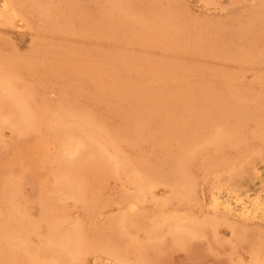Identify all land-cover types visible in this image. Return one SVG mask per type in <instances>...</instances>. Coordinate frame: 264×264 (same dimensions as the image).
Masks as SVG:
<instances>
[{
	"label": "rangeland",
	"instance_id": "rangeland-1",
	"mask_svg": "<svg viewBox=\"0 0 264 264\" xmlns=\"http://www.w3.org/2000/svg\"><path fill=\"white\" fill-rule=\"evenodd\" d=\"M11 1L13 2L10 3L9 8H17L16 13L15 8H11L14 11L9 10V12H14V16L18 12L19 15L17 18L14 17V23L7 21L9 24L6 21L4 23V19L2 21L0 18V74L5 73V70L8 73L9 68L12 69L8 74L16 91L21 94L26 93V106L31 108L33 118L27 121L28 123L23 122L24 124L20 120L21 125H19L20 118L16 115L15 107L9 106L7 101H4L6 105L4 102L0 103V228L8 227L10 220L20 216L19 214L24 220L27 218L26 221L29 220V224L26 226V233L21 234L25 235L23 238L25 245L21 240V247L26 246V249L29 247V252L20 249L22 254L16 258L14 256L12 261L9 256H7L9 260L4 256L5 252L13 250L15 239L21 237L19 233L17 236L14 229L8 227L4 230L5 237H1L3 242L0 240V243L2 242L0 264H58L57 256L48 258L45 251L43 256L42 249H38L45 243L49 230V219L46 220L44 212L50 215V218L57 220L62 227H69L76 220V223H79L84 241L88 246L84 244L86 249L82 247L71 255L72 258L76 256L72 264H77V261L78 264H116V260L112 259L113 254L111 259H108L107 255L110 258V253L117 251L116 257L120 261L116 258L119 262L117 264L123 261L127 264L133 259L136 261H133V264H144V261L146 264H254L251 261H254L255 253L263 262L264 2L262 1L264 0H206L208 4L204 0L202 2L201 0H124V2L121 0L120 8H128V11L125 10L127 15L134 12L129 16H133L130 20L126 14H123L126 16L123 19L124 11L119 12L120 14L117 12L118 5L110 6L109 1L112 3L113 0H32L31 3L28 0ZM116 2L117 0L115 4ZM110 7L115 9L110 10ZM55 9L56 12H54ZM140 16L141 18L144 16L142 20ZM149 22L152 25H149ZM214 27L218 28L214 29ZM227 106L228 111L231 112L230 119L220 115L217 110ZM200 115L202 117L197 120L195 116ZM57 117L71 120L80 117L83 121L91 122L89 124L96 127V130L98 128V132L102 134L101 142L97 143V139H90L91 145L95 146L97 143L96 147L101 149L108 147V154L115 151V156L120 153L119 158H126V162L125 158L120 159V164L125 168L122 166L123 169L121 168L119 172L106 173L107 170L99 169V171L98 168L97 171V165H94L92 169L86 167L87 169L80 172L79 179L82 180V186L84 185L82 189L87 190L86 192L83 190L87 197L84 192L81 196L73 197L66 191L69 180L63 155L78 146L81 136L75 137L65 131H59L55 122ZM196 120L201 124L196 123ZM212 121L214 122L211 123ZM210 124L217 125V128L223 132L222 139H219V141L222 140L221 145L218 141L215 143L216 146L212 143L217 149L212 144L209 146V142L208 147L205 145L207 148L203 146L208 136L214 131V128L209 130L208 126L213 127ZM222 126H225L224 130ZM163 129H168V132ZM192 131H195L194 134ZM186 132L189 136L183 135ZM183 141L188 143L187 146L185 144L181 147ZM112 142H115V146L118 147L115 148ZM178 142L180 144H177ZM105 143H108L106 147ZM110 144L114 146L113 150ZM192 144L195 157L194 155L189 156L191 159L188 157L189 164L192 166L186 160L184 169L188 177L194 175L190 180L195 193L193 201L190 200L187 206V203L182 204L176 201L180 193V185L176 179L177 171L173 158L181 152L180 150L191 147ZM104 150L106 153V149ZM241 153H243L241 160L245 162L247 159L248 163H253L250 165L245 162L243 165V161L240 160V164L235 165L237 168L239 165L240 172L246 169L247 177L246 174L243 175L245 172L241 174L233 166L234 160L240 159ZM250 153L256 160L252 156V160L248 159ZM257 153H260L262 157L259 156L258 159ZM245 154H249V157ZM243 156L248 158L243 159ZM123 162L131 163L130 167L126 168ZM134 162L135 165L132 164ZM142 162L145 165L141 164ZM168 163L172 164L167 165ZM131 165L135 170L139 167L136 172L141 169V174L140 172L138 174L139 179L135 173L131 172L134 170ZM228 165L236 168L234 170L238 172L230 169ZM145 166L150 167L147 169L148 172ZM186 166H189V171L186 170ZM96 171L106 174L92 173ZM221 172L223 177L224 173L225 176L231 174L232 179L228 176L223 178ZM233 172L240 173L239 176H244L247 182L243 178H235L238 175ZM250 174L255 175V178ZM150 176L154 179L157 176L156 181L160 183L151 192L146 187V179ZM225 178L229 179L227 181L233 180V184L232 181H230L231 184L227 182L226 185L223 184L224 187H221V190L220 186ZM218 179L223 180L221 184L219 183L220 186ZM213 184L215 185L212 186ZM85 186H88L87 189ZM215 187H219L220 190ZM211 189L216 190L221 197V205L217 208L214 207L213 201L211 204L217 214L212 212L214 209L209 205L213 199V195H210L211 191L213 194L216 193ZM4 190L9 191L5 193ZM133 196H139L143 200L131 209L128 203ZM10 199L11 202L14 201V204L8 203ZM232 199L237 200L239 204L234 203ZM245 201L251 208L253 204L261 202L262 209L252 215H246L239 207L241 202ZM11 204L14 208L16 206V212L10 207ZM227 205L230 206L227 207ZM20 208L23 215L19 211ZM130 211H132L131 219L128 220L126 227L123 225L126 223L122 224V228H126L122 230L115 221L120 214H123L122 212L125 214L123 217L129 218ZM185 211L190 212L187 214L188 217L194 216L195 219L186 216V220H191L187 222L184 219L185 215L180 214L181 212L186 214ZM10 214L15 217L9 216ZM171 215H178L179 220ZM211 215L219 219L222 215V221L218 224L216 222L218 219L214 218V220ZM224 218L229 219L228 222L233 224L234 228L236 226L235 231H232L234 229L230 227L232 226L230 223H228L229 226L225 224ZM4 220L8 222L5 224ZM174 220L179 224H175ZM180 220L183 223H180ZM204 220L211 221L213 225L207 223L208 226L203 223ZM197 224H201L198 229L200 232L196 230L198 232L194 233L193 230ZM176 225H180L179 228L183 227L184 230L181 231ZM177 228L179 229L177 232L180 231L179 234H181L180 238L182 235L187 238L186 240L183 238L184 244L176 243V238L172 239V234L168 231ZM111 231L115 234L113 235ZM123 231L125 234H131L127 240ZM27 236L29 238L25 239ZM88 237L90 240L87 239ZM171 239L172 241H169ZM103 244L105 245L102 246ZM107 247L110 249L105 250L108 249ZM121 247L123 250L120 249ZM134 247L137 249L135 250ZM14 250L19 249L15 247ZM257 250L262 253L256 252ZM82 251H85V254ZM123 251L128 254L125 253L124 256ZM139 253L141 255H138ZM130 255L134 258L129 257ZM52 259L54 261H50ZM69 263L70 260H68Z\"/></svg>",
	"mask_w": 264,
	"mask_h": 264
},
{
	"label": "bare ground",
	"instance_id": "bare-ground-1",
	"mask_svg": "<svg viewBox=\"0 0 264 264\" xmlns=\"http://www.w3.org/2000/svg\"><path fill=\"white\" fill-rule=\"evenodd\" d=\"M17 1V0H16ZM28 1H30V3L31 2H33L32 0H28ZM28 1H24V2H28ZM98 1V0H97ZM104 1V0H103ZM102 1V2H103ZM120 1L121 0H117V2H116V4H115V0H113L112 1V3H111V1H109V4H110V6L112 5H118V6H116V8L118 9V7H119V9H118V13L119 12H122V11H124V12H122V15L123 14H126V12H125V10L126 11H128L127 9L128 8H120V7H122V5L120 4ZM158 1H160V0H158ZM175 1V0H174ZM204 1H206V0H204ZM208 1V0H207ZM206 1V2H207ZM244 1V0H243ZM11 2H13V1H8V0H0V18H2V21H3V19H4V23H5V21L7 22V21H9V22H11V23H14V17H16L17 18V15H19L18 14V12H17V15H13L14 14V12H12V11H14V10H12L11 8H15V7H11V8H9V5H10V3ZM14 2H15V0H14ZM100 2V1H99ZM123 2H124V0H123ZM122 2V3H123ZM200 2H202V0L200 1ZM262 2H264V1H262ZM262 2H260V4H262ZM156 3V2H155ZM177 3V2H176ZM13 4V3H12ZM107 4V3H106ZM109 4H107L106 6H108L109 7ZM120 4V5H119ZM207 4H208V2H207ZM206 4V5H207ZM18 5V4H17ZM33 5H35V4H33ZM54 5V4H53ZM100 5V4H99ZM105 5V4H104ZM103 5V6H104ZM126 5V4H125ZM161 5V4H160ZM50 6H52V5H50ZM55 6V5H54ZM105 6V7H106ZM114 6V7H115ZM211 6V5H210ZM217 6V5H216ZM47 7V6H46ZM104 7V8H105ZM114 7H110V10H112V9H115ZM123 7H125V6H123ZM130 7V6H129ZM212 7V6H211ZM17 8V7H16ZM16 8H15V13H16ZM54 8V7H53ZM112 8V9H111ZM258 8H260V6L258 7ZM262 8V7H261ZM47 9V8H46ZM52 9V8H51ZM61 9V8H60ZM171 9V8H170ZM9 10H12L11 12H9ZM19 10H20V8H19ZM48 10V9H47ZM46 10V13L49 11H47ZM53 10V9H52ZM87 10V9H86ZM108 10H109V8H108ZM130 10H131V8H130ZM259 10V9H258ZM17 11H18V9H17ZM83 11V10H82ZM105 11V13H106V10H104ZM114 11V10H113ZM172 11V10H171ZM50 13H51V11H49ZM54 12H56V9H55V11ZM58 12V11H57ZM81 12V11H80ZM116 12V11H115ZM132 12V11H131ZM41 13V12H40ZM110 13H111V11H110ZM114 13V12H113ZM117 13V14H118ZM128 13V12H127ZM130 13V12H129ZM132 13H134V12H132ZM131 13V14H132ZM169 13V12H168ZM172 13V12H171ZM260 13V12H259ZM263 13V12H262ZM22 14V13H21ZM20 14V15H21ZM42 14H43V12H42ZM52 14H54V13H52ZM56 14V13H55ZM69 14V13H68ZM120 14V13H119ZM131 14H129V15H127L128 16V18H129V20L131 19V18H133V16H131V17H129ZM47 15H49V14H47ZM61 15V14H60ZM113 15H115V14H113ZM257 15V14H256ZM260 15V14H259ZM22 16V15H21ZM41 16V15H40ZM39 16V17H40ZM50 16H52L51 14H50ZM50 16H49V18H50ZM90 16V15H89ZM120 16V15H119ZM124 16V15H123ZM123 16H121V17H123ZM152 16V15H151ZM173 16H174V14H173ZM260 16H263V14L262 15H260ZM260 16H258V17H260ZM22 17H26V16H22ZM43 17V16H42ZM58 17H60V16H58ZM117 17V16H116ZM125 17L126 16H124V18L123 19H125ZM144 17V16H143ZM143 17L141 18V16H140V18H141V20L143 19ZM171 17V16H170ZM15 18V19H16ZM44 18H47V19H49L48 17H44ZM43 18V19H44ZM53 18V17H52ZM51 18V19H52ZM56 18H57V16H56ZM110 18V17H109ZM118 18V17H117ZM116 18V19H117ZM138 19H139V17H137ZM172 18V17H171ZM174 18V17H173ZM19 19H20V16H19ZM25 19V18H24ZM27 19V18H26ZM25 19V20H26ZM137 19V20H138ZM150 19V18H149ZM169 19V18H168ZM250 19V18H249ZM251 19H253L252 17H251ZM260 19V18H259ZM23 20V19H22ZM55 20V19H54ZM121 20V19H120ZM136 20V21H137ZM174 20V19H173ZM261 20V19H260ZM13 21V22H12ZM24 21V20H23ZM111 21V20H110ZM114 21V20H113ZM127 21V20H126ZM170 21V20H169ZM262 21V20H261ZM9 22H7L8 24H9ZM43 22V21H42ZM138 23H140V20H138L137 21ZM151 22V21H150ZM149 22V23H150ZM168 22V21H167ZM248 22H249V20H248ZM253 22V21H252ZM251 22V23H252ZM49 23V22H48ZM119 23V22H118ZM152 23V22H151ZM149 24V25H152V24ZM254 23V22H253ZM264 23V22H263ZM263 23H261V24H263ZM199 24H200V22H199ZM250 24V23H249ZM248 24V25H249ZM254 24H256V23H254ZM0 25H1V23H0ZM197 25V24H196ZM222 25V24H221ZM252 25V24H251ZM260 25V24H259ZM12 26H13V24H12ZM148 26V25H147ZM146 26V28H148ZM217 26V25H216ZM250 26V25H249ZM249 26H248V28H249ZM257 26V25H256ZM138 27V26H137ZM142 27V26H141ZM150 27V26H149ZM157 27V26H156ZM168 27V26H167ZM212 27V26H211ZM226 27V26H225ZM251 27V26H250ZM130 28H132V27H130ZM143 28H145L144 26H143ZM196 28V27H195ZM216 28H218V27H214V29H216ZM221 28V27H220ZM244 28V27H243ZM242 28V29H243ZM245 28H246V26H245ZM252 28V27H251ZM250 28V29H251ZM253 28H255V26H253ZM198 29V28H197ZM160 30V29H159ZM180 30V29H179ZM187 30V29H186ZM190 30V29H189ZM188 30V31H189ZM224 30V29H223ZM241 30V29H240ZM245 30V29H244ZM178 31V30H177ZM198 31V30H197ZM213 31H215V30H213ZM236 31H237V29H236ZM247 31V30H246ZM160 32V31H159ZM163 32V31H162ZM181 32V31H180ZM219 32V31H218ZM165 33V32H164ZM175 33H176V31H175ZM179 33V32H178ZM177 33V34H178ZM207 33V32H206ZM211 33H214V32H211ZM159 34V33H158ZM160 34H161V32H160ZM176 34V35H177ZM191 34V33H190ZM198 34H200V33H198ZM244 34V33H243ZM207 35V34H206ZM156 36V35H155ZM161 36V35H160ZM180 36V35H179ZM183 36V35H182ZM176 37V36H175ZM194 37V36H193ZM198 37H200V36H198ZM202 37V36H201ZM249 37V36H248ZM251 37V36H250ZM252 38V37H251ZM200 39V38H199ZM198 40V39H197ZM206 40V39H205ZM195 42V41H194ZM222 42V41H221ZM232 44H234V43H232ZM224 45V44H223ZM229 45H231V43L229 44ZM220 47H221V45H220ZM35 48V47H34ZM218 48V47H217ZM22 58V57H21ZM72 59V58H71ZM36 60V59H35ZM19 61V60H18ZM15 62H16V60H15ZM30 62V61H29ZM14 65H15V63H13ZM70 64V63H69ZM2 66V65H1ZM5 65H3V67H4ZM9 68V67H8ZM7 68V69H8ZM6 69V68H5ZM14 70V69H13ZM8 71V70H7ZM9 71L11 72L12 71V69L10 70V68H9ZM10 72H8V73H10ZM7 72H6V70H5V73H1L0 74V103H2V102H4V101H7L8 103H9V106H13V107H15V109H16V115L18 116V118H20L19 119V125H21L20 124V120L22 121V123L23 122H27V121H29L31 118H33V114H32V112H30V110H31V108L29 109V108H27L28 106H26L27 104H26V102H27V95H25V94H21V93H18L17 91H16V88H15V86L13 85V83H12V80H11V76H10V74H8ZM13 73V72H12ZM11 73V74H12ZM16 73V72H15ZM228 76V75H227ZM227 76H225V77H227ZM231 76V75H230ZM229 76V77H230ZM226 79V78H225ZM231 79V78H230ZM236 82V81H235ZM233 83V82H232ZM228 86H230V85H228ZM233 94V93H232ZM229 95H230V93H229ZM235 95V94H234ZM244 99V98H243ZM240 101V100H239ZM242 101V100H241ZM246 101V100H245ZM5 103V102H4ZM5 105H6V103H5ZM246 105V104H245ZM244 106V105H243ZM249 106V105H248ZM58 107V106H57ZM69 107H71V106H69ZM68 107V108H69ZM222 107V106H221ZM41 108V107H40ZM43 108V107H42ZM64 108V107H63ZM228 108V106L226 107V108H221V109H217L218 111H219V114L220 115H222V116H224V117H226V118H229L230 119V117H231V112L230 111H228L229 109H227ZM48 109V108H47ZM62 109V108H61ZM66 109V108H65ZM64 109V110H65ZM74 109V108H73ZM72 108H71V110H73ZM213 109V108H212ZM244 109H246V108H244ZM57 111H58V109H56ZM75 110V109H74ZM207 110V109H206ZM205 110V111H206ZM251 111V110H250ZM56 112V111H55ZM67 112V111H66ZM73 112H75V111H73ZM37 113V112H36ZM68 113V112H67ZM206 113V112H205ZM214 113H216V112H214ZM218 113V112H217ZM236 113V112H235ZM40 114V113H39ZM70 114V113H69ZM233 114V113H232ZM38 115V114H37ZM44 114H42V116H43ZM75 115H78V114H76L75 113ZM214 115V114H213ZM241 115H242V113H241ZM258 115V114H257ZM256 115V116H257ZM35 116H36V114H35ZM41 116V115H40ZM55 116V115H54ZM80 116V115H79ZM193 116H194V114H193ZM208 116V115H207ZM217 116V115H216ZM259 116V115H258ZM56 117V116H55ZM62 117V116H61ZM77 117V116H76ZM196 118H197V120L200 118V117H202L201 115L200 116H195ZM218 117V116H217ZM216 117V118H217ZM221 117V116H220ZM247 117V116H246ZM37 118V117H36ZM66 118V117H65ZM70 118H72V116L70 117ZM213 118V117H212ZM219 118V117H218ZM259 118V117H258ZM152 119V118H151ZM222 119V118H221ZM220 119V120H221ZM256 119V118H255ZM33 120V119H32ZM87 120H89V119H87ZM197 120H196V123H198V124H201V123H199V122H197ZM213 120V119H212ZM227 120V119H226ZM258 120V119H257ZM153 121V120H152ZM191 121H192V119H191ZM202 121V120H201ZM206 121H208V120H206ZM217 121H219L218 119H217ZM234 121H236L235 119H234ZM252 121V120H251ZM250 121V122H251ZM259 121V120H258ZM55 122H56V125H57V128H58V130L59 131H65L66 133H68L69 135H74L75 137H76V135H79V137H80V140L78 141V146H76L71 152H68V153H66V154H64L63 155V162L65 163V165H66V169H67V175H68V180H69V182H67V186H66V191L67 192H69V193H71L72 194V196L74 197V195H76V196H81V194L85 191V189H82V187L84 186H82V180H80L79 178H80V172H82L83 170H85V169H92V167H94V165L96 166H98V167H96V170H97V168H98V170L100 169V170H102V171H106V173H110V172H119V170L122 168V166L123 165H121L120 164V162H121V160L122 159H124L125 157H123V158H119L118 157V155L120 154V153H118V155L117 156H115L116 154H115V151L111 154H108V147L107 148H104V149H106V153H105V150L104 149H101V148H97L96 147V144L97 143H99V142H101L100 140V138H101V133H99L98 132V128H97V130H96V127L94 128V127H92L89 123H91V122H87V121H83L82 119H80V117L79 118H75V119H61L60 117L58 118H55ZM155 122V121H154ZM209 122V121H208ZM214 121H212L211 123H213ZM247 122V121H246ZM28 123V122H27ZM26 123V124H27ZM187 123H189V122H187ZM193 123H194V121H193ZM210 123V122H209ZM225 123V122H224ZM24 124V123H23ZM25 124V125H26ZM151 124V123H150ZM195 124V123H194ZM216 124H218V123H216ZM229 124V123H228ZM238 124V123H237ZM248 124V123H247ZM29 125V124H28ZM32 125H33V123H32ZM93 125V124H92ZM209 125V124H208ZM210 125H212V124H210ZM219 125V124H218ZM226 125H227V123H226ZM242 125V124H241ZM257 125H258V123H257ZM31 126V125H30ZM181 126V125H180ZM191 126H193V124L191 125ZM190 126V127H191ZM207 126V125H206ZM213 127H210V126H208V128H210L209 130H211V128H212V130H213V128H214V131H212V133L208 136V139H207V142H202L203 143V146L204 147H208V145L207 144H209V146H212L213 144L212 143H214V145H215V143H216V141H218V143L220 144V142L222 141V140H220L219 141V139L222 137V135H223V132L220 130V128H217V125H212ZM234 126V125H233ZM189 127V126H188ZM223 127L225 128V126H222V129H223ZM227 127V126H226ZM242 127H244V126H242ZM184 128V127H183ZM203 128H204V126H203ZM207 128V129H208ZM169 129H171V128H169ZM180 129V128H179ZM190 129V128H189ZM189 129H187V130H189ZM192 129V128H191ZM206 129V131H208ZM245 129V128H244ZM258 130H259V128H257ZM166 130V129H165ZM164 129H163V131H165ZM196 130H198V129H196ZM224 130V129H223ZM103 131V130H102ZM163 131H161V132H163ZM182 131H183V129H182ZM228 131V130H227ZM166 132H168V129L166 130ZM169 132H171V130L169 131ZM195 132V131H194ZM194 132L192 131V133L194 134ZM203 131H202V129H201V134H203L202 133ZM230 132H232V131H230ZM254 132H256V131H254ZM104 133V132H103ZM184 133V132H183ZM198 133V132H197ZM200 133V132H199ZM235 133H236V131H235ZM252 133V132H251ZM187 134V132L185 133V134H183V135H186ZM189 134V133H188ZM187 134V135H188ZM200 134V135H201ZM254 135H255V133H253ZM105 135V134H104ZM162 136H163V134H161ZM170 135H171V133H170ZM179 135V134H178ZM177 135V136H178ZM186 135V136H187ZM192 135V134H191ZM207 135V134H206ZM251 135V134H250ZM259 135H260V133H259ZM107 136H108V134H107ZM110 136V135H109ZM189 136V135H188ZM194 136V135H193ZM192 136V138H194ZM202 136V135H201ZM237 136V135H236ZM164 137V136H163ZM166 137H168L167 135H166ZM165 137V138H166ZM180 137V136H179ZM196 137V136H195ZM109 138H111V137H109ZM108 138V139H109ZM176 138H178V137H176ZM182 138V137H181ZM189 138V137H188ZM188 138H186V140L188 139ZM191 138V137H190ZM90 139H94V140H96L97 139V143L95 144V146L94 145H91V143H92V141L90 142ZM103 139V138H102ZM104 139H105V137H104ZM103 139V140H104ZM113 139V138H112ZM171 139V138H170ZM173 139V138H172ZM196 139V138H195ZM204 139V138H203ZM222 139V138H221ZM102 140V141H103ZM107 140V139H106ZM105 140V141H106ZM114 140V139H113ZM113 140H111V141H113ZM199 140V139H198ZM198 140H196L197 142H198ZM205 140V139H204ZM245 140V139H244ZM258 140V139H257ZM109 141V140H108ZM176 142L178 141L177 139L175 140ZM188 141V140H187ZM193 141V140H192ZM230 141V140H229ZM262 141V140H261ZM189 142H191V141H189ZM209 142V143H208ZM235 142V141H234ZM244 142H246V141H244ZM110 143V142H109ZM193 143V142H192ZM201 143V144H202ZM102 143H100V145H101ZM107 144L108 143H105L104 144V146L106 147L107 146ZM112 144L115 146V142L113 143L112 142ZM112 144H110V145H112ZM177 144H180L179 142L177 143ZM186 144V142H184L183 141V146H181V147H184V145ZM188 144V143H187ZM187 144H186V146H187ZM212 144V145H211ZM238 144V143H237ZM241 143H239L238 145H240ZM247 144V143H246ZM98 145V144H97ZM99 145V146H100ZM110 145H108V146H110ZM112 145V150L114 149V146ZM117 145V144H116ZM191 145V144H190ZM196 145H197V143H196ZM199 146H200V143L198 144ZM206 145V146H205ZM214 145H213V147H214ZM221 145V144H220ZM234 145V144H233ZM237 145V146H238ZM242 145V144H241ZM244 145V144H243ZM242 145V146H243ZM103 146V145H102ZM101 146V147H102ZM185 146V147H186ZM189 146V145H188ZM202 146V147H203ZM216 146V145H215ZM219 146V145H218ZM217 146V147H218ZM237 146H235V147H237ZM247 146V145H246ZM249 146H250V143H249ZM116 147H118V146H115V148ZM192 147V148H191ZM191 147H188V148H185V149H183V150H180L181 152L177 155V156H173L174 158H173V164L175 165V167H176V171H177V180H178V182H179V185H180V193H179V195H178V197H177V200L176 201H178L179 203H182V204H186L187 203V206H188V202L190 201V200H192L193 201V196H194V193H195V191H193V187H192V183H191V180L190 179H193V176H191L190 177V175H189V177H188V174H187V172L185 173V162H186V160H187V163L189 164L190 163V160H189V158L191 159V157H189V156H193L194 155V150H192V149H194L193 148V144H192V146ZM206 147V148H207ZM220 147V146H219ZM110 148V147H109ZM211 149H212V147H210ZM214 148H216V147H214ZM238 148V147H237ZM236 148V149H237ZM241 148V147H240ZM254 148V147H253ZM108 149V150H107ZM196 149V148H195ZM198 149H200V148H198ZM204 149V148H203ZM217 149V148H216ZM115 150H117V149H115ZM247 150V149H246ZM251 150V149H250ZM249 150V151H250ZM258 150V149H257ZM120 151V149L118 150V152ZM253 151H254V149H253ZM202 152V151H201ZM200 152V153H201ZM207 152H208V150H207ZM206 152V153H207ZM242 152V151H241ZM192 153V154H191ZM196 153V152H195ZM210 153V152H209ZM232 153V152H231ZM238 153V152H237ZM191 154V155H190ZM251 154V153H250ZM260 154V153H259ZM258 153H257V156H258V159L260 158V157H262V155H259ZM197 155V154H196ZM201 155V154H200ZM229 155H230V153H229ZM242 155H243V153H241V155H240V159H236V157H235V159L237 160V162H236V160H234V162L236 163V164H234V162H233V166H235V165H237V164H240L239 162H240V160H241V157H242ZM249 155V154H248ZM247 154H245V156H248ZM132 156V155H131ZM203 156V155H202ZM239 156V155H238ZM245 156H243V159H246V158H248L249 156H250V158H248V159H251V156H252V158L253 159H255L254 157H253V154H251V155H249L248 157H245ZM260 156V157H259ZM189 157V158H188ZM194 157H195V155H194ZM224 157V156H223ZM233 157V156H232ZM256 157V156H255ZM264 157V156H263ZM117 158H119V160L117 159ZM167 158V157H166ZM170 158V157H169ZM188 158V159H187ZM207 158V157H206ZM234 158V157H233ZM127 159H128V157H127ZM193 159V158H192ZM257 159V161H262V160H258ZM263 159V158H262ZM143 160V159H142ZM188 160H189V162H188ZM194 160V159H193ZM252 160V159H251ZM256 160V159H255ZM254 160V161H255ZM128 161V160H127ZM131 161V160H130ZM133 161V160H132ZM226 161H227V159H226ZM241 161H243V160H241ZM256 161V162H257ZM125 162H126V158H125ZM163 162V161H162ZM167 162V161H166ZM203 162H204V160H203ZM230 162V161H229ZM246 163H248L249 161L246 159V161H245ZM244 161L242 162V164L244 165V163H245ZM252 162V161H251ZM255 162V163H256ZM263 162H264V160H263ZM124 163V162H123ZM127 163H129V162H127ZM136 163H137V161H136ZM139 163H140V161H139ZM217 163V162H216ZM125 164V163H124ZM129 164H131V163H129ZM129 164H125L126 165V168L127 167H130L129 166ZM132 164H134L135 165V162L134 163H132ZM141 164H144V162H142ZM162 164V163H161ZM169 164H172V163H168L167 165H169ZM209 164V163H208ZM229 164V163H228ZM248 164H250V163H248ZM259 164V163H258ZM264 164V163H263ZM128 165V166H127ZM140 165V164H139ZM145 165V164H144ZM144 165H142V166H144ZM165 165V164H164ZM166 165V166H167ZM187 165V164H186ZM189 165H191V164H189ZM222 165V164H221ZM231 165V164H230ZM230 165H228L229 166V168L230 169H232L233 171H235L234 169H236V168H231V167H233V166H230ZM250 165H253V163L252 164H250ZM91 166V168H89ZM132 166V165H131ZM147 166V165H146ZM145 166V167H146ZM192 166V165H191ZM228 166H227V168H228ZM87 167V168H86ZM124 167V166H123ZM134 166H132V168H133ZM136 167H137V165H136ZM168 167H170V166H168ZM167 167V168H168ZM172 168H173V165L171 166ZM170 167V168H171ZM210 167V166H209ZM208 167V168H209ZM125 168V167H124ZM148 168H150L149 166H148ZM147 167H146V171H147V169H148ZM186 170H188V168H189V166L187 167L186 166ZM220 168V167H219ZM218 168V169H219ZM243 168H245V166L243 167ZM242 168V169H243ZM123 169V168H122ZM134 169V168H133ZM132 169V170H133ZM138 169H139V167H138ZM138 169H136V170H138ZM145 169V168H144ZM196 169V168H195ZM217 169V170H218ZM226 169V168H225ZM230 169H228L229 170V172H230ZM249 169L250 168H248V171H249ZM252 169V168H251ZM97 170V171H98ZM99 170V171H100ZM135 170V169H134ZM131 171V172H133V173H135V175H137L138 176V179L140 178V176L138 175L139 174V172H140V174H141V169H140V171L139 172H136V170L135 171ZM151 170V169H150ZM161 171H162V169H160ZM190 170V169H189ZM188 170V171H189ZM210 170V169H209ZM237 170L240 172V170H241V168H239V165H238V168H237ZM246 170V169H245ZM245 170H243L242 172H245ZM92 172V173H95V174H101V172ZM121 171V170H120ZM145 171V170H144ZM143 171V172H144ZM222 171H224V169L222 170ZM238 171H235V172H238ZM148 172V171H147ZM146 172V173H147ZM168 172V171H167ZM171 172V171H170ZM173 172H175V171H173ZM212 172V171H211ZM229 172H228V174H229ZM235 172H233V173H235ZM242 172H240L241 174H242ZM247 172V171H246ZM246 172L245 173H243V175L244 174H246ZM250 172V171H249ZM102 173H104V174H106L105 172H102ZM169 173V172H168ZM222 173V172H221ZM240 173H235L236 175H238V176H236L235 178H239L240 176ZM251 173V172H250ZM143 174V173H142ZM192 174V173H191ZM235 174H232V175H234L235 176ZM87 175H89V174H87ZM102 175V174H101ZM108 175V174H107ZM116 175V174H115ZM114 175V176H115ZM169 175V174H168ZM172 175V174H171ZM170 175V177L172 178V176ZM205 175V174H204ZM226 174L224 173V177H226L227 178V176H225ZM250 175H252V174H250ZM258 175V174H257ZM160 176V175H159ZM176 176V175H175ZM248 175L246 174V177H247ZM253 176V175H252ZM251 176V177H252ZM255 176V175H254ZM253 176V177H254ZM115 177H117V175L115 176ZM169 177V178H170ZM219 177V176H218ZM222 177H223V173H222ZM223 177V178H224ZM229 178H231V174H230V176H228ZM244 177V176H243ZM243 177H240V178H243ZM86 178V177H85ZM156 178H157V176H156ZM156 178L154 179V177H149V178H147L146 179V187L148 188V191H152L156 186H157V184L159 185L160 183H159V181L157 182L156 181ZM226 178L225 179H223L224 180V182H222L221 180H217V181H219L218 182V185L220 186V184H221V182H222V184H221V186H220V188L221 187H224L223 186V184H227V182H228V184H233V180H231L230 179V181H232L231 183H230V181H227V180H229V179H227L226 180ZM239 178V179H240ZM245 178V177H244ZM243 178V179H244ZM249 178V177H248ZM255 178V177H254ZM87 179V178H86ZM158 179V178H157ZM196 179V178H195ZM222 179V178H221ZM208 180V179H207ZM225 180H226V182H225ZM235 180H237L238 182L240 181V180H238V179H235ZM250 180V179H249ZM252 180H253V178H252ZM77 181V182H76ZM204 181V180H203ZM216 181V182H217ZM241 181H242V179H241ZM244 181H245V179H244ZM253 181H255V180H253ZM258 181V180H257ZM243 182V181H242ZM245 182H247V180L245 181ZM252 182V181H251ZM220 183V184H219ZM249 183V182H248ZM193 184H194V182H193ZM243 184V183H242ZM241 184V185H242ZM246 184V183H245ZM195 185V184H194ZM215 184H213L212 186H214ZM217 185V184H216ZM196 186V185H195ZM229 186H231V185H229ZM234 186V185H233ZM239 186V185H238ZM88 187V186H87ZM87 187L85 186V188L87 189ZM226 187V186H225ZM232 187V186H231ZM240 187V186H239ZM239 187H236V188H239ZM243 187V186H242ZM241 187V188H242ZM245 187H246V185H245ZM254 187V186H253ZM213 188V187H212ZM216 189L217 188H219V187H215ZM220 188H219V190H220ZM252 188V187H251ZM225 189V188H224ZM263 189V188H262ZM84 190V191H83ZM211 190H214V189H211ZM221 190H222V188H221ZM241 190V189H240ZM5 191V190H4ZM7 191H9V190H7ZM7 191H5V193L7 192ZM13 191H14V189H13ZM13 191H11V192H13ZM87 191V190H86ZM85 191V192H86ZM216 190H214V192H215ZM244 191H245V189H244ZM252 191V190H251ZM85 192H84V194H85ZM212 192V194L210 193V195H213V199L210 201L211 203L209 204V205H211L212 204V201H213V205H214V207L215 208H217L219 205H221L220 203H221V197H220V195L217 193V191H216V193H214L213 194V191H211ZM223 192V191H222ZM221 192V193H222ZM230 192V191H229ZM234 192V191H233ZM253 192H254V190H253ZM220 193V194H221ZM227 193V192H226ZM226 193H225V195H226ZM256 193H257V191H256ZM3 194V193H2ZM241 194H243V193H241ZM247 194H248V192H247ZM251 194V193H250ZM253 194V193H252ZM258 194V193H257ZM88 195V194H87ZM229 195V194H228ZM227 195V196H228ZM255 195V194H254ZM261 195V194H260ZM85 196H86V194H85ZM233 196V195H232ZM237 196V195H236ZM235 196V197H236ZM253 196V195H252ZM252 196H250L251 198H252ZM8 197H10V195L8 196ZM13 197V196H12ZM87 197V196H86ZM254 197V196H253ZM261 197H263V196H261ZM14 198V197H13ZM12 198V199H13ZM224 198H225V196H224ZM238 198V197H237ZM255 198V197H254ZM257 198V197H256ZM79 199H82V198H80L79 197ZM226 199V198H225ZM230 199H231V197H230ZM235 199V198H234ZM240 199V198H239ZM238 199V200H239ZM15 200V199H14ZM83 200H84V196H83ZM143 200V198H141V197H139V196H133V197H131V200L129 201V205H130V207L129 208H131V209H134L136 206H137V203L138 202H140V201H142ZM195 200H196V198H195ZM233 200V199H232ZM232 200H231V202H232ZM252 200H253V198H252ZM251 200V201H252ZM259 200V199H258ZM9 201V200H8ZM7 201V202H8ZM223 201V200H222ZM234 201V200H233ZM246 201H247V199H246ZM241 202V206H239V207H241V209L244 211V214H246V215H252V214H254V213H256V212H258V210H260V209H262V206L263 205H261V202L260 203H258V204H253V206H252V208H251V206L250 205H248V203L247 202ZM260 201V200H259ZM225 202V201H224ZM236 202V204H239V203H237V200L236 201H234V203ZM249 202V201H248ZM264 202V201H263ZM8 203H13L14 204V201L12 200V202H11V199H10V202H8ZM18 203V202H17ZM17 203H15V204H17ZM191 203H193V202H191ZM191 203H189V204H191ZM257 203V202H256ZM13 204H11V208H13V210L16 208V206H15V208H14V205ZM225 204H226V202H225ZM227 204H228V202H227ZM232 204V206H233V203H231ZM230 204V205H231ZM13 205V206H12ZM193 205H194V203H193ZM208 205V206H209ZM230 205H227V207L228 206H230ZM20 206V205H19ZM198 206V204L196 205V207ZM212 206V205H211ZM225 207H226V205H224ZM236 206V205H235ZM178 206H176V208H177ZM183 207H185V206H183ZM210 207V206H209ZM237 207V206H236ZM127 207H125V209H126ZM128 208V209H129ZM181 208V207H180ZM194 208V207H193ZM192 208V209H193ZM206 208V207H205ZM211 208V207H210ZM212 208H213V206H212ZM211 208V209H212ZM215 208H213L214 209V211H212L211 209H210V211H212V212H215ZM234 208V207H233ZM227 209V208H226ZM237 209V208H236ZM9 210V209H8ZM12 210V209H11ZM21 210V208L19 209V211ZM127 210V209H126ZM125 210V211H126ZM176 210V209H175ZM174 210V211H175ZM187 210V209H186ZM194 210V209H193ZM219 209H217V211H218ZM234 210V209H233ZM15 212H16V209L14 210ZM177 211H178V209H177ZM192 211V210H191ZM207 211H208V207H207ZM223 211V210H222ZM230 211V210H229ZM235 211V210H234ZM239 211V210H238ZM131 212L132 211H130V214H131ZM170 212H172V211H170ZM176 212V211H175ZM180 212V211H179ZM193 212V211H192ZM209 212V211H208ZM9 213H10V210H9ZM11 213H13L14 214V212H11ZM20 213H22V215H23V212L22 211H20ZM123 214H124V212H122ZM178 213V212H177ZM184 213V212H183ZM182 212L180 213V214H182V215H185V217H184V219L186 220V216L188 217V215L187 214H190V212H186L185 211V213L186 214H183ZM194 213H195V211H194ZM216 213V212H215ZM220 213H221V211H220ZM226 213V212H225ZM44 214H45V217H46V220H47V218L49 219V230H48V236L46 237V241H44L45 243H43L42 244V248H40V247H38V249H42V252H43V256H44V251H45V254L47 253V256H48V258H49V256H53L52 258H54V257H56V259L58 260V264H68V260H70V263L69 264H72V262L74 261L73 260V258L74 257H76V256H73V258H72V256L71 255H73V253H75L76 251H78V250H80L82 247L84 248V249H86V247L88 246V244L86 245V243H85V241H84V239L85 238H83V232L81 231V228H80V225H79V223H76L77 222V220H76V222L73 224V225H71V226H69V227H62L60 224H59V222L57 221V220H55V219H52V218H50V215H47L46 214V212H44ZM44 214H42V217H44ZM123 214H120V216H119V218H118V220H113V221H115L119 226H120V228H122V224L123 223H126V224H123L124 226L126 225L127 226V223H129L128 222V220L129 219H131V216H132V214L131 215H129L130 217L128 218V214L126 215L127 217L125 218V217H123V216H125V214L123 215ZM173 214H174V212H173ZM211 214H213V213H211ZM217 214V213H216ZM215 214V215H216ZM232 214V213H231ZM20 216H16V218H14V220H10V222H9V226L8 227H10V229L12 228V229H14V232L16 231L17 232V236H18V233L21 235V234H23L24 232H25V229H26V226H28L27 224H29V220H27L28 221V223H27V221H26V219L24 220L23 219V217L21 216V214H19ZM191 215H192V213H191ZM206 215V214H205ZM215 215H211L212 217H213V219L215 218V219H218V220H216V222L218 223H220V221H222V215H221V218L219 219L218 217H216ZM239 215V214H238ZM257 215V214H256ZM9 216H11V217H13L14 215H9ZM9 216H8V218H9ZM170 216V215H169ZM172 216V215H171ZM176 218H175V217ZM174 216H172L173 218H175L176 220H179V218H177V216L176 215H174ZM181 216V215H180ZM215 216V217H214ZM225 216V215H224ZM262 216V215H261ZM15 217V216H14ZM44 217V218H45ZM120 217H122V218H120ZM171 217V218H172ZM182 217V216H181ZM189 217H191V219H195L194 218V216H190L189 215ZM188 217V218H189ZM212 217H210V218H212ZM250 217V216H249ZM248 217V218H249ZM124 218L126 219V220H124ZM201 218V217H200ZM204 218V217H203ZM207 218V217H206ZM209 218V217H208ZM228 218H230V217H228ZM252 218V217H251ZM254 218V220H255V217H253ZM11 219V218H10ZM121 219H123V220H121ZM184 219L183 218H181V220L182 221H184ZM214 219V220H215ZM243 219H244V217H243ZM7 220H9V219H7ZM7 220H4V223L6 222H8ZM176 220H174V221H176ZM180 220V221H181ZM203 219L201 218V221H202ZM224 220H225V224H227L228 225V223H230V222H228V220H227V218H224ZM240 221H242L241 219H239ZM258 220V219H257ZM122 221H124V222H122ZM180 222V223H183V222ZM187 222H189V221H191L190 219H189V221L188 220H186ZM193 221H195V220H193ZM199 221H200V219H199ZM230 221V220H229ZM237 221V220H236ZM248 220H246V222H247ZM251 221H253V220H251ZM260 221V220H259ZM73 222V221H72ZM196 222V221H195ZM211 222V221H210ZM210 222H208V220H204L203 221V223H210ZM216 222H215V225H216ZM258 222V221H257ZM1 223V222H0ZM5 223V224H6ZM179 224L177 221L175 222V224ZM197 223H198V220H197ZM212 223H213V221H212ZM218 223V224H219ZM233 223V222H232ZM3 224V223H2ZM1 224V225H2ZM81 224H82V222H81ZM205 224V225H206ZM211 224V223H210ZM223 224V223H222ZM231 224V223H230ZM229 224V225H230ZM264 224V223H263ZM185 225V224H184ZM208 225V224H207ZM211 225H213V224H211ZM228 225V226H229ZM232 226H230V227H232L234 230H232V231H235L236 229V226H235V228H234V226H233V224H231ZM125 226V227H126ZM176 226H178V225H176ZM180 226V225H179ZM179 226H178V228H179ZM182 226V225H181ZM200 226H201V224H197L196 225V227L194 228V233H197L198 231L200 232V230H198L199 228H200ZM203 226V225H202ZM209 226V225H208ZM8 227H2V228H0V240L2 241V239H1V237H5V235H6V232L4 231L5 229H7ZM82 227H83V225H82ZM112 227V226H111ZM222 227V226H221ZM118 228V227H117ZM116 228V229H117ZM119 228V229H120ZM172 229L171 231H170V229L168 230L169 231V233H171L172 234V239H174L175 240V238H176V243H182L183 241L182 240H184L186 237L184 236V235H182V238H180V235L181 234H179V232H177V230H184V229H182V228H179V229ZM229 228V227H228ZM123 229H126V228H122V230ZM215 229V228H214ZM260 229V228H259ZM196 230H198V231H196ZM201 230H202V228H201ZM240 230H242V228L240 229ZM260 230H262V229H260ZM86 231V230H85ZM96 231V230H95ZM109 231V230H108ZM250 231V230H249ZM4 232H5V234H4ZM11 232V231H10ZM112 232V231H111ZM119 232H121V231H119ZM119 232H117V233H119ZM244 232V231H243ZM245 232H246V230H245ZM26 233V232H25ZM100 233V232H99ZM123 233L125 234V232L123 231ZM167 233V232H166ZM166 233L163 235V237H165V235H166ZM15 234V233H14ZM97 234V233H96ZM109 234V233H108ZM112 234H113V232H112ZM114 234H115V232H114ZM113 234V235H114ZM130 234V233H129ZM129 234H125V237H126V240H127V237L129 238L130 236H131V234H130V236H129ZM171 234H170V236H171ZM241 234V233H240ZM11 235V234H10ZM120 236H121V234H119ZM127 235V236H126ZM247 235V234H246ZM88 236V235H87ZM100 236V235H99ZM117 236V235H116ZM115 236V237H116ZM123 236V235H122ZM121 236V237H122ZM13 237V236H12ZM15 237V236H14ZM13 237V238H14ZM22 237V238H21ZM21 237L19 236V237H17L15 240L17 241H14V244H15V246L13 245V243H12V241H11V244L13 245V247L15 248V247H17V249H19V250H17V251H15L14 250V248H13V250H11L10 249V251L8 250L7 252H5V254H4V256H9L10 257V261H12V258L15 256V258H16V256H20L21 254H22V252L20 251V249L22 250L23 249V251L25 252H29V247H28V249H26V246H23V247H21V240H23V242H24V245H25V240L23 239L24 237H25V235H21ZM92 237H93V235H92ZM110 237H111V235H110ZM120 237V238H121ZM11 238V237H10ZM13 238H11V239H13ZM29 237L27 236V238H25V239H28ZM184 238V239H183ZM87 239H89V237L87 238ZM93 239H95V238H93ZM92 239V240H93ZM136 239V238H135ZM172 239L171 240H169V241H172ZM181 239V240H180ZM187 239V238H186ZM185 239V240H186ZM246 239V238H245ZM262 239V238H261ZM5 240V239H4ZM14 240V239H13ZM90 240V239H89ZM89 240H88V242H89ZM123 240V239H122ZM167 240V239H166ZM178 240H180V241H178ZM117 241V240H116ZM119 242H121L120 240H118ZM140 241V240H139ZM138 241V242H139ZM157 241V240H156ZM3 242V241H2ZM1 242V243H2ZM96 242H97V240H96ZM175 242V241H174ZM0 243V245L2 246V244ZM4 243H5V241H4ZM27 243V242H26ZM108 243V242H107ZM127 243H129L130 244V242H128L127 241ZM185 243V241L182 243V244H184ZM7 244V243H6ZM84 244H85V246H84ZM98 244V243H97ZM138 244V243H137ZM137 244H136V247H137ZM4 245V244H3ZM8 245V244H7ZM37 245V244H36ZM41 245V244H40ZM39 245V246H40ZM96 245V244H95ZM105 244H103L102 246H104ZM141 245V244H140ZM38 246V245H37ZM94 246V245H93ZM97 246H99V244L97 245ZM152 246V245H151ZM5 247H8V246H6L5 245ZM11 247V246H10ZM91 247V246H90ZM126 247H128V246H126ZM136 247H134V249L136 250L137 248ZM141 247V246H140ZM148 247H150L149 245H148ZM36 248V247H35ZM91 248H93V247H91ZM105 248V247H104ZM108 249H105V250H109L110 248L109 247H107ZM102 249V248H101ZM120 249H122V247L120 248ZM142 249H144V248H142ZM260 249V248H259ZM4 251H6L5 249H3ZM35 250V249H34ZM37 250V249H36ZM123 250V249H122ZM145 250V249H144ZM143 250V251H144ZM102 251V250H101ZM113 251H114V249H113ZM128 251V250H127ZM132 251V250H131ZM142 251V252H143ZM31 252V251H30ZM83 252V251H82ZM103 252V251H102ZM118 252V251H117ZM117 252H112V253H110V258H109V255H107V257H108V259H111V257H112V255L111 254H113V257L114 258H112L113 260L115 259L116 261V264L117 263H119L120 261H119V258L118 257H116V256H118V254H117ZM134 252V251H133ZM136 252V251H135ZM140 252V251H139ZM256 252H258V253H262V252H260V251H256ZM34 253V252H33ZM32 253V254H33ZM36 253L38 254V252L36 251ZM35 253V254H36ZM39 253H40V250H39ZM84 254H85V251L83 252ZM87 253V252H86ZM90 253V252H89ZM99 253V252H98ZM121 254L120 255H122V252H120ZM123 253H124V251H123ZM125 253H127L128 254V252H125ZM125 253H124V256H125ZM130 253H132V252H130ZM2 254V253H1ZM36 254V255H37ZM93 254H94V252H93ZM102 254V253H101ZM116 254V255H115ZM134 254V253H133ZM132 254V255H133ZM144 254H145V252H144ZM26 255H27V253H26ZM75 255V254H74ZM120 255H119V257H120ZM132 255H130L129 257H131ZM138 255H141L140 253L138 254ZM29 256H31V255H29ZM39 256H40V254H39ZM41 256H42V254H41ZM69 256H70V259H69ZM123 256V255H122ZM126 256H128V255H126ZM254 256V261H251V262H254V264H264V260H263V262L258 258V254H254L253 255ZM260 256V255H259ZM9 257H7V259L9 260ZM128 257V258H129ZM133 257V256H132ZM15 258H14V260H15ZM25 258V257H24ZM32 258H33V256H32ZM31 258V260L33 261V259ZM47 258V259H48ZM118 259V261H117V259ZM122 257H120V259H121ZM134 258V257H133ZM142 258V257H141ZM263 258H264V256H263ZM2 259V258H1ZM5 259V258H4ZM40 259V258H39ZM79 259V258H78ZM101 259V258H100ZM107 259V260H108ZM125 259V258H124ZM136 259V258H135ZM7 260V261H8ZM24 260V259H23ZM29 260H30V258H29ZM44 260V259H43ZM38 262H39V260H37ZM40 261H41V259H40ZM45 261V260H44ZM44 261L42 262V263H44ZM50 261H54V259H52V260H50ZM49 261V262H50ZM80 261V260H79ZM122 261H123V258H122ZM121 261V262H122ZM125 261H126V259H125ZM133 261H134V259H133ZM133 261L132 262H130V263H127V264H133ZM30 262V261H29ZM28 262V263H29ZM34 262V261H33ZM46 262H47V260H46ZM56 262V261H55ZM101 262H102V260H101ZM134 262H136V261H134ZM138 262H140V260L138 261ZM137 262V263H138ZM74 263V262H73ZM109 263V262H108ZM144 264H146V262L144 261L143 262ZM41 264V263H40ZM45 264V263H44ZM52 264V263H51ZM55 264V263H54ZM77 264H78V261H77ZM120 264H125L124 263V261L122 262V263H120ZM251 264H253V263H251Z\"/></svg>",
	"mask_w": 264,
	"mask_h": 264
}]
</instances>
